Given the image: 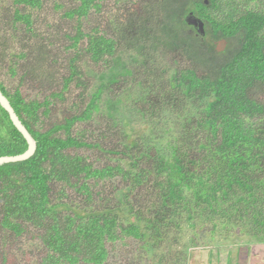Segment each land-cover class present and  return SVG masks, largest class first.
<instances>
[{
    "label": "trees",
    "instance_id": "trees-1",
    "mask_svg": "<svg viewBox=\"0 0 264 264\" xmlns=\"http://www.w3.org/2000/svg\"><path fill=\"white\" fill-rule=\"evenodd\" d=\"M116 1L101 32L85 26L98 0L63 9L65 71L37 27L57 0H11L0 18V71L21 61L38 91L0 80L36 141L0 165V264H143L111 261L118 240L151 264L180 241L264 242V0ZM27 146L0 105V156Z\"/></svg>",
    "mask_w": 264,
    "mask_h": 264
},
{
    "label": "rangeland",
    "instance_id": "rangeland-1",
    "mask_svg": "<svg viewBox=\"0 0 264 264\" xmlns=\"http://www.w3.org/2000/svg\"><path fill=\"white\" fill-rule=\"evenodd\" d=\"M11 0H0V18L6 17L9 13L8 6ZM100 2V9L97 12L93 10L89 13L85 20V26L89 28L90 26H97L100 31V26H105L104 23L113 19V16L118 12L120 8L129 5L126 1H116V0H98ZM236 1V2H235ZM221 0L220 4L224 11H227L230 6L234 5L238 9L243 6L238 5L241 0ZM59 6H54L52 3H46L43 11L38 14L37 27L40 37L46 38V45L48 46L50 58V67L58 64L57 70L65 71L66 63L68 59L72 56L74 52L71 49V40L68 38L69 35L74 34V19L65 18L62 16L63 9L68 6L75 4V0H57ZM237 4V5H236ZM247 7H254L253 1H251ZM88 30V29H86ZM101 32V31H100ZM219 48L224 47L225 43L223 41H218ZM170 56V55H169ZM169 56H166L165 60L172 64V60ZM177 65L179 68L184 67L187 63L183 59H177ZM12 59H8L6 63H2V68L0 71V80L3 85L13 88L18 86L19 82L24 84V90L28 89L30 94L27 97H33L36 94L37 89L32 86L31 79L23 80L19 79L21 77V72L23 67L19 64H15ZM13 66L15 74L11 75L8 71L9 67ZM36 81V80H33ZM37 83V82H36ZM27 94V93H26ZM258 99L264 101V93L261 95L258 93ZM137 243L133 240H128L126 244L116 241L115 244L110 245V259L114 262H137L143 264H151L150 261L140 259L136 261L133 255V250L137 248ZM183 245H187V249L183 248ZM182 242L172 244L173 252L177 254L178 257H173L172 262L169 264H264V242L256 243L249 241L247 238H237L232 241H222L218 243L207 242V244L200 243L196 246H191L189 242ZM6 248L14 249L15 247L6 246ZM182 251V253H181ZM186 251V254H183ZM15 254H18L16 251ZM133 255V256H132ZM183 259H181V257ZM186 256V257H185ZM176 259L175 262L174 259ZM19 262L18 258H14ZM14 259L12 262H14ZM29 260V259H28ZM29 262V261H26ZM31 262V261H30Z\"/></svg>",
    "mask_w": 264,
    "mask_h": 264
},
{
    "label": "water",
    "instance_id": "water-1",
    "mask_svg": "<svg viewBox=\"0 0 264 264\" xmlns=\"http://www.w3.org/2000/svg\"><path fill=\"white\" fill-rule=\"evenodd\" d=\"M189 22L197 23L199 25V30L202 28V24L197 20L191 19ZM0 105L7 111L13 125L17 128V130L24 136L27 141V149L19 154L15 155H7V156H0V165L8 162H15V161H22L29 158L36 149V141L25 128V126L20 121L19 117L17 116L16 112L14 111L13 107L11 106L7 97L2 93L0 89Z\"/></svg>",
    "mask_w": 264,
    "mask_h": 264
}]
</instances>
